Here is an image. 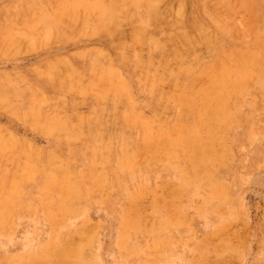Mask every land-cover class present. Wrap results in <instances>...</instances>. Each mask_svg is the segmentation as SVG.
Instances as JSON below:
<instances>
[{"label": "rangeland", "instance_id": "rangeland-1", "mask_svg": "<svg viewBox=\"0 0 264 264\" xmlns=\"http://www.w3.org/2000/svg\"><path fill=\"white\" fill-rule=\"evenodd\" d=\"M59 1L0 0V264H264V0Z\"/></svg>", "mask_w": 264, "mask_h": 264}, {"label": "bare ground", "instance_id": "bare-ground-1", "mask_svg": "<svg viewBox=\"0 0 264 264\" xmlns=\"http://www.w3.org/2000/svg\"><path fill=\"white\" fill-rule=\"evenodd\" d=\"M61 1V0H60ZM59 1V2H60ZM79 1H81V0H79ZM136 1V0H135ZM135 1H134V3H135ZM140 1V0H139ZM200 1V0H199ZM207 1V0H206ZM223 1V0H222ZM230 1V0H229ZM235 1V0H234ZM242 1V0H241ZM251 1V0H250ZM253 1V0H252ZM78 2V1H77ZM76 1H75V3H77ZM87 2H88V0H87ZM94 2V1H93ZM133 2V1H132ZM236 2V1H235ZM239 2V1H238ZM245 2H247V1H245ZM81 3V2H80ZM133 3V4H134ZM140 4H141V2H139ZM172 3V2H171ZM258 3V2H257ZM31 4V3H30ZM54 4V3H53ZM71 4V3H70ZM69 4V5H70ZM82 4V3H81ZM90 4V3H89ZM135 4H137V3H135ZM175 4V3H174ZM173 4V5H174ZM198 4V3H197ZM236 4H238V3H236ZM248 4H250V3H248ZM247 4V5H248ZM252 4V3H251ZM255 4V3H254ZM72 5V4H71ZM73 5H75V4H73ZM96 5H98V4H96ZM100 5V4H99ZM156 5V4H155ZM198 5H200V4H198ZM253 5V4H252ZM21 6V5H20ZM64 6V5H63ZM85 6V5H84ZM108 6V5H107ZM109 6H111V5H109ZM245 6V5H244ZM249 6V5H248ZM66 7V6H65ZM74 7H76V6H74ZM80 7V6H79ZM96 7V6H95ZM128 7V6H127ZM139 7V6H138ZM156 7V6H155ZM172 7V6H171ZM174 7V6H173ZM238 7H239V5H238ZM253 7V6H252ZM83 8H85V7H83ZM144 8V7H143ZM258 8V7H257ZM63 9V8H62ZM70 9V8H69ZM68 9V10H69ZM77 9H78V7H77ZM111 9V8H110ZM113 9V8H112ZM128 9V8H127ZM145 9V8H144ZM251 9V8H250ZM253 9V8H252ZM256 9V8H255ZM55 10V9H54ZM59 10V9H58ZM57 10V11H58ZM67 10V9H66ZM84 10V12H85V9H83ZM87 10V9H86ZM122 10V9H121ZM136 10H137V8H136ZM170 10V9H169ZM229 10V9H228ZM63 11V10H62ZM75 11V10H74ZM138 11V10H137ZM144 11V10H143ZM150 11V10H149ZM255 11V10H254ZM258 11V10H257ZM79 12V11H78ZM126 12V11H125ZM216 12H218V11H216ZM252 12H253V10H252ZM41 13V12H40ZM58 13V12H57ZM64 13V12H63ZM72 13V12H71ZM70 13V14H71ZM81 13V12H80ZM80 13H79V15H80ZM110 13V12H109ZM112 13V12H111ZM115 13V12H114ZM119 13V12H118ZM140 13V12H139ZM171 13V12H170ZM260 13H262V12H260ZM137 14V13H136ZM135 14V15H136ZM222 14V13H221ZM225 14V13H224ZM257 14V13H256ZM263 14V13H262ZM72 15V14H71ZM133 15V14H132ZM138 15V14H137ZM194 15V14H193ZM192 15V16H193ZM216 15V14H215ZM255 15V14H254ZM42 16H44V15H42ZM58 16V15H57ZM100 16V15H99ZM108 16V15H107ZM154 16H155V14H154ZM44 17H46V16H44ZM52 17V16H51ZM113 17V16H112ZM123 17H124V15H123ZM142 17V16H141ZM153 17V16H152ZM151 17V18H152ZM172 17V16H171ZM211 17V16H210ZM254 17V16H253ZM64 18V17H63ZM69 18V17H68ZM80 18V17H79ZM135 18V17H134ZM177 18V17H176ZM224 18V17H223ZM61 19V18H60ZM153 19V18H152ZM209 19V18H208ZM221 19V18H220ZM258 19V18H257ZM50 20V19H49ZM56 20H57V18H56ZM90 20V19H89ZM104 20H106V19H104ZM151 20V19H150ZM175 20V19H174ZM44 21V20H43ZM66 21V20H65ZM115 21V20H114ZM128 21V20H127ZM211 21V20H210ZM252 21V20H251ZM42 22V21H41ZM56 22V21H55ZM69 22V21H68ZM99 22V21H98ZM175 22V21H174ZM178 22V21H177ZM176 22V23H177ZM212 22V21H211ZM79 23V22H78ZM77 23V24H78ZM102 23V22H101ZM111 23V22H110ZM109 23V24H110ZM116 23V22H115ZM252 23V22H251ZM66 24V23H65ZM91 24H93V23H91ZM114 24V23H113ZM197 24V23H196ZM214 24V23H213ZM42 25V24H41ZM69 25V24H68ZM89 25V24H88ZM111 25V24H110ZM171 25V24H170ZM195 25V24H194ZM53 26V25H52ZM82 26V25H81ZM85 26V25H84ZM90 26V25H89ZM97 26V25H96ZM106 26V25H105ZM108 26V25H107ZM174 26V25H173ZM179 26V25H178ZM202 26V25H201ZM254 26V25H253ZM252 26V27H253ZM31 27V26H30ZM44 27V26H43ZM61 27V26H60ZM63 27V26H62ZM177 27V26H176ZM193 27V26H192ZM19 28V27H18ZM64 28V27H63ZM66 28V27H65ZM77 28V27H76ZM100 28H102V26H100ZM113 28V27H112ZM134 28V27H133ZM154 28V27H153ZM187 28V27H186ZM215 28V27H214ZM67 29V28H66ZM75 29V28H74ZM207 29V28H206ZM252 29V28H251ZM263 29V28H262ZM76 30V29H75ZM81 30H83V29H81ZM93 30V29H92ZM134 30V29H133ZM172 30V29H171ZM216 30V29H215ZM218 30V29H217ZM41 31V30H40ZM77 31V30H76ZM89 31V30H88ZM141 31V30H140ZM179 31H181V30H179ZM218 31H220V30H218ZM145 32V31H144ZM149 32V31H148ZM156 32V31H155ZM160 32V31H159ZM178 32V31H177ZM193 32V31H192ZM203 32V31H202ZM262 32V31H261ZM56 33V32H55ZM61 33V32H60ZM59 33V34H60ZM68 33V32H67ZM79 33V32H78ZM95 33V32H94ZM97 33V32H96ZM171 33V32H170ZM187 33V32H186ZM196 33V32H195ZM66 34V33H65ZM205 34V33H204ZM208 34V33H207ZM216 34V33H215ZM255 34H256V32H255ZM42 36H43V34H41ZM52 35V34H51ZM50 35V36H51ZM91 35V34H90ZM100 35V34H99ZM133 35V34H132ZM186 35V34H185ZM95 36V35H94ZM97 36V35H96ZM101 36V35H100ZM111 36V35H110ZM128 36V35H127ZM151 36H152V34H151ZM200 36V35H199ZM258 36V35H257ZM117 37V36H116ZM154 37V36H153ZM172 37V36H171ZM254 37V36H253ZM59 38V37H58ZM62 38V37H61ZM134 38V37H133ZM147 38V37H146ZM156 38V37H155ZM160 38V37H159ZM170 38V37H169ZM181 38V37H180ZM198 38H200V37H198ZM204 38V37H203ZM202 38V39H203ZM243 38V37H242ZM144 39V38H143ZM152 39V38H151ZM151 39H150V41H151ZM162 39V38H161ZM182 39V38H181ZM208 39H211V38H208ZM260 39V38H259ZM107 40V39H106ZM116 40V39H115ZM211 40H213V39H211ZM12 41V40H11ZM11 41L9 42V43H11ZM134 41V40H133ZM175 41V40H174ZM192 41V40H191ZM205 41V40H204ZM263 41V40H262ZM42 42V41H41ZM179 42V41H178ZM177 42V43H178ZM184 42H186V41H184ZM252 42V41H251ZM108 43V42H107ZM168 43V42H167ZM166 43V44H167ZM172 43V42H171ZM176 43V42H175ZM193 43V42H192ZM258 43V42H257ZM135 44V43H134ZM251 44V43H250ZM194 45V44H193ZM205 45V44H204ZM207 45V44H206ZM257 45V44H256ZM260 45V44H259ZM262 45H264V44H262ZM134 46V45H133ZM151 46V45H150ZM164 46V45H163ZM135 47V46H134ZM191 47V46H190ZM246 47V46H245ZM255 47V46H254ZM151 48V47H150ZM188 48V47H187ZM249 48V47H248ZM259 48V47H258ZM261 48V47H260ZM137 49V48H136ZM176 49V48H175ZM235 49V48H234ZM117 50V49H116ZM185 50V49H184ZM236 50V49H235ZM246 50H248V49H246ZM93 51V50H92ZM122 51V50H121ZM149 51V50H148ZM178 51V50H177ZM186 51V50H185ZM249 52H250V50H248ZM151 52V51H150ZM167 52V51H166ZM119 53V52H118ZM228 53V52H227ZM109 54V53H108ZM125 54V53H124ZM144 54V53H143ZM142 54V55H143ZM147 54V53H146ZM146 54H145V56H146ZM154 54V53H153ZM224 54V53H223ZM241 54V53H240ZM254 54H256V53H254ZM263 54V53H262ZM133 55V54H132ZM141 55V56H142ZM162 55V54H161ZM182 55V54H181ZM234 55V54H233ZM134 56V55H133ZM184 56V55H183ZM222 56V55H221ZM225 56V55H224ZM245 56H247V54L245 55ZM120 57V56H119ZM161 57V56H160ZM176 57H178V56H176ZM228 57H229V55H228ZM231 57V56H230ZM239 57V56H238ZM247 57H249V56H247ZM263 57V56H262ZM59 58V57H58ZM130 58V57H129ZM144 58V57H143ZM153 58H155V57H153ZM174 58V57H173ZM197 58V57H196ZM204 58V57H203ZM217 58V57H216ZM224 58V57H223ZM113 59V58H112ZM122 59V58H121ZM145 59V58H144ZM163 59V58H162ZM184 58H182V60H183ZM220 59V58H219ZM263 59V58H262ZM71 60V59H70ZM129 60V59H128ZM153 60V59H152ZM172 60V59H171ZM179 60H181V59H179ZM199 60V59H198ZM232 61H233V59H231ZM256 60V59H255ZM257 60H260V59H258L257 58ZM148 61V60H147ZM173 61H174V59H173ZM230 61V60H229ZM247 61H251V60H248L247 59ZM263 61V60H262ZM53 62H55V61H53ZM94 62V61H93ZM145 62V61H144ZM168 62V61H167ZM175 62V61H174ZM180 62V61H179ZM256 62V61H255ZM260 62V61H259ZM96 63V62H95ZM159 63V62H158ZM228 63V62H227ZM185 64V63H184ZM226 64V63H225ZM230 64V63H229ZM252 64V63H251ZM132 65V64H131ZM164 65V64H163ZM181 65V64H180ZM44 66V65H43ZM96 66V65H95ZM99 66V65H98ZM140 66V65H139ZM167 66V65H166ZM192 66V65H191ZM204 66V65H203ZM225 66V65H224ZM239 66V65H238ZM248 66V65H247ZM249 66H251V65H249ZM258 66V65H257ZM256 66V67H257ZM260 66V65H259ZM123 67V66H122ZM154 67V66H153ZM178 67V66H177ZM181 67H182V65H181ZM196 67V66H195ZM232 67V66H231ZM237 67V66H236ZM240 67H241V65H240ZM243 67H245V66H243ZM66 68V67H65ZM89 68V67H88ZM183 68V67H182ZM211 68V67H210ZM218 68V67H217ZM223 68V67H222ZM226 68V67H225ZM227 68H229V67H227ZM251 68V67H250ZM59 69V68H58ZM63 69V68H62ZM96 69V68H95ZM106 69V68H105ZM110 69H111V67H110ZM137 69H138V67H137ZM141 69V68H140ZM145 69V68H144ZM143 69V70H144ZM167 69V68H166ZM221 69V68H220ZM238 69H239V67H238ZM163 70V69H162ZM225 70V69H224ZM234 70V69H233ZM240 70V69H239ZM247 70H248V68H247ZM253 69H251V71H252ZM260 70V69H259ZM75 71H76V69H75ZM78 71V70H77ZM95 71V70H94ZM109 71V70H108ZM113 71V70H112ZM111 71V72H112ZM134 71V70H133ZM147 71H148V69H147ZM156 71H157V69H156ZM178 71V70H177ZM211 71V70H210ZM244 71V70H243ZM88 72V71H87ZM90 72H91V70H90ZM100 72V71H99ZM104 72H106V71H104ZM164 72V71H163ZM203 72V71H202ZM201 72V73H202ZM238 72V71H237ZM242 72V71H241ZM240 72V73H241ZM254 72V71H253ZM259 72V71H258ZM114 73V72H113ZM150 73V72H149ZM180 73V72H179ZM222 73V72H221ZM228 73V72H227ZM77 74V73H76ZM75 74V75H76ZM106 74V73H105ZM115 74V73H114ZM117 74V73H116ZM146 74V73H145ZM218 74H219V72H218ZM223 74V73H222ZM238 74V73H237ZM102 75H104V74H102ZM124 75V74H123ZM162 75V74H161ZM170 75H172V74H170ZM177 75V74H176ZM217 75V74H216ZM224 76H225V74H223ZM233 75V74H232ZM231 75V76H232ZM235 75V74H234ZM105 76V75H104ZM108 76H109V74H108ZM114 76V75H113ZM159 76V75H158ZM157 76V77H158ZM167 76V75H166ZM208 76V75H207ZM245 76V75H244ZM252 76H253V74H252ZM255 76V75H254ZM68 77H69V75H68ZM75 77V76H74ZM82 77V76H81ZM152 77V76H151ZM171 77V76H170ZM178 77V76H177ZM213 77V76H212ZM238 77V76H237ZM236 77V78H237ZM59 78V77H58ZM69 78H71V77H69ZM77 78V77H76ZM99 78V77H98ZM121 78H123V77H121ZM127 78V77H126ZM138 78V77H137ZM150 78V77H149ZM160 78H162V77H160ZM224 78H227V77H224ZM248 78V77H247ZM251 78V77H250ZM67 79V78H66ZM72 79V78H71ZM79 79V78H78ZM96 79V78H95ZM94 79V80H95ZM115 79V78H114ZM125 79V78H124ZM167 79V78H166ZM228 79V78H227ZM231 79V78H230ZM233 79V78H232ZM58 80V79H57ZM68 80V79H67ZM77 80V79H76ZM117 80V79H116ZM162 80V79H161ZM176 80V79H175ZM224 80V79H223ZM235 80V79H234ZM244 80H246V79H244ZM63 81V80H62ZM70 81V80H69ZM97 81H98V79H97ZM105 81V80H104ZM123 81V80H122ZM225 81V80H224ZM237 81H239V80H237ZM53 82V81H52ZM68 82V81H67ZM99 82V81H98ZM152 82V81H151ZM175 82V81H174ZM214 82V81H213ZM223 82V81H222ZM66 83V82H65ZM76 84H77V82H75ZM88 83V82H87ZM86 83V84H87ZM91 83H93V82H91ZM263 83V82H262ZM52 84V83H51ZM69 84V83H68ZM79 84V83H78ZM97 84V83H96ZM95 84V85H96ZM119 84V83H118ZM153 84V83H152ZM180 84V83H179ZM218 84H219V82H218ZM229 84V83H228ZM248 83H246V85H247ZM65 85V84H64ZM113 85V84H112ZM111 85V86H112ZM166 85V84H165ZM211 85V84H210ZM239 85V84H238ZM62 86V85H61ZM91 86V85H90ZM107 86V85H106ZM217 86V85H216ZM224 86H226V84L224 85ZM242 86H245V85H242ZM102 87V86H101ZM117 87V86H116ZM131 87V86H130ZM199 87V86H198ZM248 87V86H247ZM82 88V87H81ZM95 88H97V87H95ZM160 88V87H159ZM216 88V87H215ZM222 88V87H221ZM246 88V87H245ZM258 88V87H257ZM35 89V88H34ZM63 89H64V86H63ZM74 89V88H73ZM89 89V88H88ZM101 89V88H100ZM99 89V90H100ZM108 89H109V86H108ZM113 89H114V87H113ZM191 89V88H190ZM201 89V88H200ZM66 90V89H65ZM90 90V89H89ZM120 90V89H119ZM124 90H125V88H124ZM128 90V89H127ZM209 90V89H208ZM71 91H72V89H71ZM76 91V90H75ZM88 91V90H87ZM108 91V90H107ZM107 91H106V93H107ZM144 91H145V89H144ZM175 91V90H174ZM181 91V90H180ZM184 91V90H183ZM206 91H207V89H206ZM212 91V90H211ZM77 92V91H76ZM210 92V91H209ZM231 92V91H230ZM242 92V91H241ZM7 93V92H6ZM65 93V92H64ZM63 93V94H64ZM158 93V92H157ZM169 93V92H168ZM184 93V92H183ZM38 94V93H37ZM86 94V93H85ZM95 94V93H94ZM122 94H125V93H122ZM132 94V93H131ZM246 94V93H245ZM183 95V94H182ZM205 95V94H204ZM213 95V94H212ZM236 95V94H235ZM93 96V95H92ZM110 96V95H109ZM127 96V95H126ZM131 96V95H130ZM135 96V95H134ZM160 96V95H159ZM176 96V95H175ZM200 96V95H199ZM207 96V95H206ZM217 96V95H216ZM240 96V95H239ZM38 97V96H37ZM77 97H80V95L79 96H77ZM177 97V96H176ZM221 97V96H220ZM219 97V98H220ZM241 97V96H240ZM247 97V96H246ZM73 98V97H72ZM81 98V97H80ZM95 98V97H94ZM165 98V97H164ZM168 98V97H167ZM185 98V97H184ZM202 98V97H201ZM224 98V97H223ZM258 98V97H257ZM60 99V98H59ZM76 100H77V98H75ZM130 99V98H129ZM153 99V98H152ZM177 98H175V100H176ZM179 99V98H178ZM186 99V98H185ZM200 99V98H199ZM222 99V98H221ZM240 99V98H239ZM62 100H64V99H62ZM75 100V101H76ZM202 100V99H201ZM208 100V99H207ZM218 100V99H217ZM224 100V99H223ZM259 100V99H258ZM65 101V100H64ZM103 101V100H102ZM107 101V100H106ZM165 101V100H164ZM198 101V100H197ZM204 101V100H203ZM234 101H235V99H234ZM238 101V100H237ZM240 101V100H239ZM67 102V101H66ZM128 102V101H127ZM163 102V101H162ZM170 102V101H169ZM168 102V103H169ZM233 102V101H232ZM32 103V102H31ZM167 103V102H166ZM188 103V102H187ZM208 103V102H207ZM235 103V102H234ZM233 103V104H234ZM237 103V102H236ZM60 104V103H59ZM64 104V103H63ZM101 104V103H100ZM104 104V103H103ZM210 104V103H209ZM213 104V103H212ZM240 104V103H239ZM108 105V104H107ZM109 105H111V104H109ZM118 105V104H117ZM154 105V104H153ZM178 105V104H177ZM185 105V104H184ZM183 105V106H184ZM201 105V104H200ZM207 105V104H206ZM220 105V104H219ZM229 105V104H228ZM238 105V104H237ZM256 105V104H255ZM96 106V105H95ZM232 106V105H231ZM236 105L234 104V107H235ZM253 106V105H252ZM146 107V106H145ZM188 107V106H187ZM186 107V108H187ZM209 107V106H208ZM207 107V108H208ZM215 107V106H214ZM241 107H242V105H241ZM260 107V106H259ZM22 108V107H21ZM176 108V107H175ZM181 108V107H180ZM225 108V107H224ZM229 108V107H228ZM245 108V107H244ZM253 108V107H252ZM251 108V109H252ZM37 109V108H36ZM151 109V108H150ZM178 109V108H177ZM221 109V108H220ZM226 109V108H225ZM232 109H233V106H232ZM231 109V110H232ZM120 110V109H119ZM135 110V109H134ZM166 110V109H165ZM182 110V109H181ZM215 110V109H214ZM213 110V112H215ZM239 110V109H238ZM37 111V110H36ZM92 111V110H91ZM123 111V110H122ZM127 111V110H126ZM227 111V110H226ZM226 111L224 112V113H226ZM52 112V111H51ZM86 112V111H85ZM103 112V111H102ZM164 112V111H163ZM178 112V111H177ZM92 113H93V111H92ZM123 113V112H122ZM159 113V112H158ZM182 113V112H181ZM220 113V112H219ZM105 114H106V112H105ZM109 114V113H108ZM196 114V113H195ZM199 114V113H198ZM201 114V113H200ZM199 114V115H200ZM37 114H35V116H36ZM55 115H56V113H55ZM107 115V114H106ZM140 115H142V114H140ZM190 115V114H189ZM216 115V114H215ZM38 116H39V114H38ZM54 116V115H53ZM70 116V115H69ZM139 116V115H138ZM156 116V115H155ZM219 116V115H218ZM221 116V115H220ZM238 116V115H237ZM254 116V115H253ZM258 116V115H257ZM20 117H21V115H20ZM37 117V116H36ZM107 117V116H106ZM115 117V116H114ZM134 117V116H133ZM135 117H136V115H135ZM183 117V116H182ZM205 117V116H204ZM203 117V118H204ZM214 117V116H213ZM212 117V118H213ZM225 117V116H224ZM259 117V116H258ZM42 118V117H41ZM50 118V117H49ZM68 118V117H67ZM101 118H102V116H101ZM116 118V117H115ZM131 118V117H130ZM148 118V117H147ZM196 118H197V116H196ZM223 118V117H222ZM227 118H229V117H227ZM37 119V118H36ZM53 119V118H52ZM55 119V118H54ZM70 119V118H69ZM189 119V118H188ZM192 119V118H191ZM214 119V118H213ZM140 120V119H139ZM143 120V119H142ZM145 120V119H144ZM206 120V119H205ZM256 120V119H255ZM262 120V119H261ZM66 121V120H65ZM82 121V120H81ZM104 121V120H103ZM130 121H132V120H130ZM190 121V120H189ZM218 121V119L215 121V122H217ZM243 121V120H242ZM246 121V120H245ZM244 121V122H245ZM45 122V121H44ZM50 122V121H49ZM86 122H88V120L86 121ZM110 122V121H109ZM114 122H115V120H114ZM134 122V121H133ZM133 122H132V124H133ZM151 122V121H150ZM160 122V121H159ZM209 122V121H208ZM250 122V121H249ZM38 123V122H37ZM58 123V122H57ZM183 123V122H182ZM191 123V122H190ZM196 123V122H195ZM223 123V122H222ZM236 123V122H235ZM242 123V122H241ZM258 123V122H257ZM45 124V123H44ZM48 124V123H47ZM59 124V123H58ZM66 124H67V122H66ZM75 124V123H74ZM81 124V123H80ZM106 124V123H105ZM143 124V123H142ZM150 124V123H149ZM164 124V123H163ZM178 124V123H177ZM197 124V123H196ZM215 124V123H214ZM36 125V124H35ZM71 125V124H70ZM85 125V124H84ZM203 125V124H202ZM218 125V124H217ZM239 125V124H238ZM43 126V125H42ZM64 127H65V125H63ZM96 126V125H95ZM106 126H107V124H106ZM161 126V125H160ZM163 126V125H162ZM176 126V125H175ZM182 126H183V124H182ZM212 126V125H211ZM223 126H224V123H223ZM251 126V125H250ZM99 127V126H98ZM168 127V126H167ZM170 127V126H169ZM208 127V126H207ZM215 127V126H214ZM50 128V127H49ZM55 128H57V126L55 127ZM63 128V127H62ZM74 128V127H73ZM190 128V127H189ZM209 128V127H208ZM47 129H48V127H47ZM68 129V128H67ZM72 129V128H71ZM98 129V128H97ZM99 129H100V127H99ZM124 129V128H123ZM122 129V130H123ZM156 129V128H155ZM203 129V128H202ZM215 129V128H214ZM221 129V128H220ZM219 129V130H220ZM248 129V128H247ZM64 130V129H63ZM77 130V129H76ZM129 130V129H128ZM163 130V129H162ZM195 130V129H194ZM89 131V130H88ZM104 131V130H103ZM113 131V130H112ZM167 131V130H166ZM170 131V130H169ZM218 131V130H217ZM42 132V131H41ZM46 132V131H45ZM93 132V131H92ZM160 132V131H159ZM173 132H174V130H173ZM179 132V131H178ZM250 132V131H249ZM44 133V132H43ZM170 133L171 134H173L171 131H170ZM175 133H177V132H175ZM181 133V132H180ZM190 133H191V131H190ZM201 133V132H200ZM219 133V132H218ZM84 134H86V133H84ZM155 134V133H154ZM206 134V133H205ZM224 134V133H223ZM8 135V134H7ZM82 135V134H81ZM149 135V134H148ZM168 135V134H167ZM178 135V134H177ZM183 135V134H182ZM190 135V134H189ZM219 136H220V134H218ZM9 136V135H8ZM55 136H57V134H55ZM105 136V135H104ZM169 136V135H168ZM171 136V135H170ZM217 136V135H216ZM215 136V137H216ZM52 137V136H51ZM139 137V136H138ZM143 137V136H142ZM149 137V136H148ZM175 137V136H174ZM178 137H181V136H178ZM197 137V136H196ZM53 138V137H52ZM57 138H59V137H57ZM160 138H162V137H160ZM182 138H183V136H182ZM198 138V137H197ZM205 138V137H204ZM218 138V137H217ZM21 139V138H20ZM102 139V138H101ZM141 139V138H140ZM147 139V138H146ZM149 139H150V137H149ZM170 139V138H169ZM168 139V140H169ZM179 139V138H178ZM192 139V138H191ZM2 140V139H1ZM19 140V139H18ZM138 140V139H137ZM162 140V139H161ZM161 140H160V142H161ZM167 140V141H168ZM176 140H177V138H176ZM188 140V139H187ZM204 140V139H203ZM213 140H214V138H213ZM225 140V139H224ZM26 141V140H25ZM77 141V140H76ZM109 141V140H108ZM147 141V140H146ZM153 141V140H152ZM166 141V142H167ZM171 141V140H170ZM200 141V140H199ZM199 141H198V143H199ZM23 142H24V140H23ZM69 142V141H68ZM139 142V141H138ZM144 142V141H143ZM147 142H149V141H147ZM195 142V141H194ZM204 142H205V140H204ZM207 142V141H206ZM2 143V142H1ZM137 143V142H136ZM140 144H141V141L139 142ZM145 143V142H144ZM165 143V142H164ZM168 143V142H167ZM176 143V142H175ZM191 143V142H190ZM229 143V142H228ZM90 144H92V143H90ZM98 144V143H97ZM132 144V143H131ZM200 144V143H199ZM208 144V143H207ZM220 144H222V143H220ZM16 145V144H15ZM25 145V144H24ZM70 145V144H69ZM89 145V144H88ZM96 145V144H95ZM104 145V144H103ZM139 145V144H138ZM142 145V144H141ZM155 145V144H154ZM191 145V144H190ZM22 146V145H21ZM99 146V145H98ZM186 146V145H185ZM197 146V145H196ZM201 146V145H200ZM224 146V145H223ZM51 147V146H50ZM158 147V146H157ZM168 147V146H167ZM172 147V146H171ZM213 147V146H212ZM211 147V148H212ZM7 148V147H6ZM10 148V147H9ZM41 148V147H40ZM89 148V147H88ZM94 148V147H93ZM117 148V147H116ZM163 148V147H162ZM184 148V147H183ZM194 148V147H193ZM199 148V147H198ZM206 148V147H205ZM209 148V147H208ZM223 148V147H222ZM16 149H18V148H16ZM21 149V148H20ZM32 149V148H31ZM192 149V148H191ZM197 149V148H196ZM203 149V148H202ZM207 149V148H206ZM216 149V148H215ZM214 149V150H215ZM28 150V149H27ZM30 150V149H29ZM84 150V149H83ZM107 150V149H106ZM153 150H155L154 148H153ZM160 150V149H159ZM169 150V149H168ZM187 150V149H186ZM212 150V149H211ZM220 150V149H219ZM32 151V150H31ZM92 151V150H91ZM93 151H95V150H93ZM92 151V152H93ZM101 151V150H100ZM99 151V152H100ZM142 151V150H141ZM140 151V152H141ZM157 151V150H156ZM162 151V150H161ZM197 151V150H196ZM207 151H208V149H207ZM210 151V150H209ZM3 152V151H2ZM30 152V151H29ZM45 152V151H44ZM109 152V151H108ZM112 152V151H111ZM115 152V151H114ZM177 152V151H176ZM192 152V151H191ZM224 152V151H223ZM5 153V152H4ZM19 153H20V150H19ZM185 153V152H184ZM102 154V153H101ZM113 154V153H112ZM130 154H131V152H130ZM155 154V153H154ZM177 154H178V152H177ZM190 154V153H189ZM198 154V153H197ZM34 155V154H33ZM39 155V154H38ZM46 155V154H45ZM48 155V154H47ZM127 155H128V153H127ZM158 155V154H157ZM190 155H192V154H190ZM232 155V154H231ZM12 156V155H11ZM17 156H18V154H17ZM25 156V155H24ZM35 156V155H34ZM44 156V155H43ZM63 156V155H62ZM117 156H118V154H117ZM8 157V156H7ZM42 157V156H41ZM84 157V156H83ZM131 157H132V155H131ZM143 157H144V154H143ZM142 157V158H143ZM169 157V156H168ZM182 157V156H181ZM195 157V156H194ZM197 157V156H196ZM211 157V156H210ZM216 157V156H215ZM228 157H230V156H228ZM89 158V157H88ZM96 158V157H95ZM105 158H106V156H105ZM233 158V157H232ZM28 159V158H27ZM34 159V158H33ZM79 159V158H78ZM94 159V158H93ZM138 160H139V158H137ZM185 159V158H184ZM220 159V158H219ZM234 159V158H233ZM57 160V159H56ZM132 160V159H131ZM130 160V161H131ZM162 160V159H161ZM188 160V159H187ZM205 160V159H204ZM207 160V159H206ZM214 161H215V159H213ZM232 160V159H231ZM256 160V159H255ZM28 161V160H27ZM27 161H25V162H27ZM39 161V160H38ZM44 161V160H43ZM48 161V160H47ZM85 161V160H84ZM87 161V160H86ZM95 161V160H94ZM126 161H127V159H126ZM126 161H125V163H126ZM163 161V160H162ZM132 162V161H131ZM178 162V161H177ZM203 162H205V161H203ZM262 162V161H261ZM24 163V162H23ZM39 163H42V162H39ZM63 163V162H62ZM85 163V162H84ZM102 163V162H101ZM137 163V162H136ZM135 163V164H136ZM195 163V162H194ZM260 163V162H259ZM65 164V163H64ZM88 164V163H87ZM138 164V163H137ZM141 164V163H140ZM156 164V163H155ZM224 164H225V162H224ZM253 164V163H252ZM262 164V163H261ZM26 165V164H25ZM25 165H23V166H25ZM30 165V164H29ZM103 165H105V164H103ZM107 165V164H106ZM139 165V164H138ZM182 165V164H181ZM9 166V165H8ZM18 166V165H17ZM35 166V165H34ZM95 166V165H94ZM193 166V165H192ZM199 166H200V164H199ZM215 166H217V165H215ZM26 167V166H25ZM41 167V166H40ZM145 167V166H144ZM168 167V166H167ZM201 167V166H200ZM213 167V166H212ZM239 167V166H238ZM30 168V167H29ZM49 168V167H48ZM51 168V167H50ZM49 168V169H50ZM112 168V167H111ZM128 168V167H127ZM135 168V167H134ZM185 168V167H184ZM183 168V169H184ZM14 169V168H13ZM19 169H20V167H19ZM40 169V168H39ZM42 169V168H41ZM54 169V168H53ZM52 169V170H53ZM177 169V168H176ZM63 170V169H62ZM67 170V169H66ZM80 170V169H79ZM207 170V169H206ZM210 170V169H209ZM214 170V169H213ZM7 171V170H6ZM36 171V170H35ZM92 171V170H91ZM199 171V170H198ZM240 171V170H239ZM5 172V171H4ZM24 172V171H23ZM27 172H29V171H27ZM37 172V171H36ZM55 172V171H54ZM67 172V171H66ZM80 172H81V170H80ZM100 172H102L101 170H100ZM106 172V171H105ZM188 172V171H187ZM205 172V171H204ZM64 173V172H63ZM103 173V172H102ZM190 173V172H189ZM208 173V172H207ZM5 174V173H4ZM3 174V175H4ZM33 174H34V171H33ZM50 174V173H49ZM93 174V173H92ZM29 175V174H28ZM77 175V174H76ZM80 175V174H79ZM124 175V174H123ZM159 175V174H158ZM184 175V174H183ZM121 176V175H120ZM146 176V175H145ZM155 176V175H154ZM64 178H65V176H63ZM94 177V176H93ZM111 177H112V175H111ZM152 177V176H151ZM160 177V176H159ZM190 177V176H189ZM22 178V177H21ZM31 178V177H30ZM47 178V177H46ZM50 178V177H49ZM105 178V177H104ZM113 178V177H112ZM118 178V177H117ZM146 178V177H145ZM203 178V177H202ZM28 179V178H27ZM46 180V179H45ZM67 180H68V178H67ZM80 180V179H79ZM84 180H86V179H84ZM88 180V179H87ZM92 180V179H91ZM118 180V179H117ZM155 180V179H154ZM198 180V179H197ZM196 180V181H197ZM7 181V180H6ZM72 181V180H71ZM112 181V180H111ZM141 181V180H140ZM146 181H147V179H146ZM176 181V180H175ZM69 182V181H68ZM74 182V181H73ZM91 182V181H90ZM124 182V181H123ZM126 182H127V179H126ZM177 182V181H176ZM40 183V182H39ZM45 183V182H44ZM43 183V184H44ZM83 183V182H82ZM108 183V182H107ZM141 183V182H140ZM139 183V184H140ZM36 184V183H35ZM52 184V183H51ZM50 184V185H51ZM55 184V183H54ZM109 184V183H108ZM4 185V184H3ZM40 185V184H39ZM116 185V184H115ZM135 185V184H134ZM142 185V184H141ZM59 186V185H58ZM89 186V185H88ZM128 186V185H127ZM211 186V185H210ZM222 186V185H221ZM2 187V186H1ZM5 187V186H4ZM42 187V186H41ZM57 187V186H56ZM108 187V186H107ZM119 187V186H118ZM136 187H137V185H136ZM215 187V186H214ZM43 188V187H42ZM58 188V187H57ZM182 188V187H181ZM16 189H17V187H16ZM61 189V188H60ZM73 189H76V188H73ZM133 189V188H132ZM138 189V188H137ZM214 189V188H213ZM212 189V190H213ZM64 190V189H63ZM84 190V189H83ZM116 190V189H115ZM135 190V189H134ZM207 190V189H206ZM4 191V190H3ZM48 191H49V189H48ZM53 191H54V189H53ZM70 191V190H69ZM82 191V190H81ZM87 191V190H86ZM85 191V192H86ZM111 191V190H110ZM133 191V190H132ZM189 191V190H188ZM217 191V190H216ZM57 192V191H56ZM73 192V191H72ZM118 192V191H117ZM125 192H126V190H125ZM180 192V191H179ZM214 192V191H213ZM13 193V192H12ZM47 193V192H46ZM137 193V192H136ZM219 193V192H218ZM7 194V193H6ZM24 194V193H23ZM54 194H55V192H54ZM58 194V193H57ZM56 194V195H57ZM96 194V193H95ZM127 194V193H126ZM135 194V193H134ZM220 194V193H219ZM69 195V194H68ZM105 195V194H104ZM137 195V194H136ZM204 195V194H203ZM42 196V195H41ZM84 196V195H83ZM111 196V195H110ZM185 196V195H184ZM222 196V195H221ZM71 197V196H70ZM89 197V196H88ZM119 197V196H118ZM132 197V196H131ZM208 197V196H207ZM5 198V197H4ZM58 198H59V194H58ZM66 198V197H65ZM1 199H3V196H2V198ZM0 199V200H1ZM51 199V198H50ZM49 199V200H50ZM53 199V198H52ZM70 199V198H69ZM188 199V198H187ZM44 200V199H43ZM79 200V199H78ZM132 200H133V198H132ZM29 201V200H28ZM51 201V200H50ZM105 201V200H104ZM1 202V201H0ZM60 202V201H59ZM58 202V203H59ZM63 202V201H62ZM65 202V201H64ZM69 202V201H68ZM182 202V201H181ZM3 203V202H2ZM124 203V202H123ZM38 204V203H37ZM74 204V203H73ZM127 204V201L125 202V205L124 206H128V205H126ZM4 205H6V204H4ZM33 205V204H32ZM44 205V204H43ZM52 205V204H51ZM1 206V205H0ZM23 206V205H22ZM185 206V205H184ZM17 207V206H16ZM15 207V208H16ZM28 207V206H27ZM49 207V206H48ZM82 207V206H81ZM5 208V207H4ZM124 208V207H123ZM127 208V207H126ZM39 209V208H38ZM173 209V208H172ZM120 210H121V208H120ZM13 212V211H12ZM120 212V211H119ZM172 212V211H171ZM10 213V212H9ZM27 213V212H26ZM126 214V213H125ZM176 214V213H175ZM2 215V214H1ZM0 215V216H1ZM6 215V214H5ZM66 215V214H65ZM123 215V214H122ZM124 216V215H123ZM134 216V215H133ZM132 216V217H133ZM45 217V216H44ZM125 217V216H124ZM174 217V216H173ZM2 218V217H1ZM0 218V219H1ZM9 218V217H8ZM126 219V218H125ZM131 219V218H130ZM8 220V219H7ZM123 220V219H122ZM127 220V219H126ZM9 221V220H8ZM133 221V220H132ZM2 222V221H1ZM123 223V222H122ZM133 223V222H132ZM153 223V222H152ZM160 223V222H159ZM158 223V224H159ZM5 224V223H4ZM132 225V224H131ZM218 225V224H217ZM60 226V225H59ZM142 226V225H141ZM152 226H153V224H152ZM150 227V226H149ZM1 229V228H0ZM142 229V228H141ZM155 229V228H154ZM62 230V229H61ZM122 230V229H121ZM128 230V229H127ZM146 230V229H145ZM151 230V229H150ZM156 231V230H155ZM122 232V231H121ZM117 235V234H116ZM124 235V234H123ZM129 235V234H128ZM65 236V235H64ZM63 236V237H64ZM132 236V235H131ZM145 236V235H144ZM124 238V237H123ZM143 238V237H142ZM64 239V238H63ZM54 242V241H53ZM116 242V241H115ZM158 242H159V240H158ZM61 243V242H60ZM117 243H118V241H117ZM155 243V242H154ZM123 244V243H122ZM67 245H70V244H67ZM125 245V244H124ZM50 246V245H49ZM42 247V246H41ZM65 247V246H64ZM67 247V246H66ZM120 247V246H119ZM43 248V247H42ZM59 248V247H58ZM61 248V247H60ZM63 249V248H62ZM66 250H69V248L67 249V248H65ZM45 250V249H44ZM55 250V249H54ZM53 250V251H54ZM37 251H38V249H37ZM52 251V252H53ZM34 252V251H33ZM36 252V251H35ZM43 252V251H42ZM59 252H61V251H59ZM65 252V251H64ZM75 252V251H74ZM50 253V252H49ZM55 253V252H54ZM45 254V253H44ZM39 255V254H38ZM49 257V256H48ZM44 258V257H43Z\"/></svg>", "mask_w": 264, "mask_h": 264}]
</instances>
